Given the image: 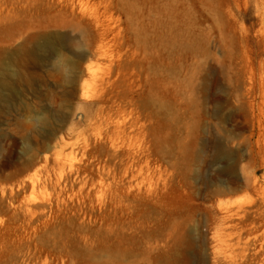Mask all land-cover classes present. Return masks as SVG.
I'll list each match as a JSON object with an SVG mask.
<instances>
[{
	"label": "rangeland",
	"instance_id": "1",
	"mask_svg": "<svg viewBox=\"0 0 264 264\" xmlns=\"http://www.w3.org/2000/svg\"><path fill=\"white\" fill-rule=\"evenodd\" d=\"M46 1L0 0V264H264V0ZM61 20L77 68L8 66Z\"/></svg>",
	"mask_w": 264,
	"mask_h": 264
},
{
	"label": "bare ground",
	"instance_id": "2",
	"mask_svg": "<svg viewBox=\"0 0 264 264\" xmlns=\"http://www.w3.org/2000/svg\"><path fill=\"white\" fill-rule=\"evenodd\" d=\"M49 5V2L46 0H28V5L36 6H46ZM55 25L59 28L70 30L71 35L78 37L81 41H74V39H66L58 35H49L42 33L41 30L45 28L41 23L39 24H30L26 27H21L17 33L11 35V41L23 40L24 45L21 47L18 53H14L9 56L8 66L18 65L20 56L22 55L23 60L31 63L34 66L41 64L46 58L56 59L57 62L54 63V66L57 70L59 69H74L78 67L79 60L85 58L84 53V42L87 39L88 31L86 27L77 21H66L61 20ZM30 45V47H28ZM63 51H68L73 57L71 59H63ZM1 56V53H0ZM75 58V59H73ZM62 60V62H60ZM3 64L0 60V90L3 88H8L11 86V80L8 76L3 74ZM13 76H18V73L14 71L11 72ZM249 86V84H248ZM247 86L246 93L250 94L249 87ZM261 97L262 103L264 104V87L261 88ZM264 107V106H263ZM11 108V102L9 103L5 97L0 92V114L5 113ZM264 117V109L262 113ZM35 121L41 126L47 125V118L45 115L39 114ZM55 131L48 133V136H53ZM71 169L73 165L70 166ZM80 171V168H76V173Z\"/></svg>",
	"mask_w": 264,
	"mask_h": 264
}]
</instances>
